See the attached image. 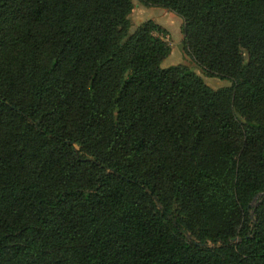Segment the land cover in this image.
Masks as SVG:
<instances>
[{
	"label": "trees",
	"instance_id": "trees-1",
	"mask_svg": "<svg viewBox=\"0 0 264 264\" xmlns=\"http://www.w3.org/2000/svg\"><path fill=\"white\" fill-rule=\"evenodd\" d=\"M0 0V264H264V0Z\"/></svg>",
	"mask_w": 264,
	"mask_h": 264
},
{
	"label": "rangeland",
	"instance_id": "rangeland-1",
	"mask_svg": "<svg viewBox=\"0 0 264 264\" xmlns=\"http://www.w3.org/2000/svg\"><path fill=\"white\" fill-rule=\"evenodd\" d=\"M132 1L134 8L129 17L131 32H134L144 22L152 20L162 25L170 33L169 36L165 37V40L170 44L172 53L163 62V67L185 65L203 77L205 83L213 90H219L231 85L229 80L208 78L205 76L202 68L195 62L183 43V20L178 15L163 7L144 5L140 0Z\"/></svg>",
	"mask_w": 264,
	"mask_h": 264
}]
</instances>
